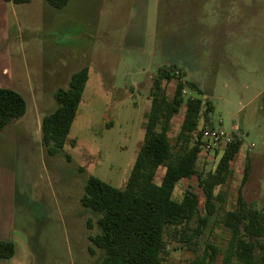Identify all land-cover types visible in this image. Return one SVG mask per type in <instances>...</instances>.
<instances>
[{"label":"rangeland","instance_id":"374dc122","mask_svg":"<svg viewBox=\"0 0 264 264\" xmlns=\"http://www.w3.org/2000/svg\"><path fill=\"white\" fill-rule=\"evenodd\" d=\"M69 2L61 10L46 0L10 7L9 29L0 32V56L12 57L14 90L27 102L25 116L0 132V216L10 218L18 254L27 250L32 264H96L101 252L91 254L89 238L98 233L97 217L81 204L86 178L125 185L144 137L151 77L163 66L178 65L212 102L213 127L243 140L232 176L217 191L226 195V210L235 206L248 162L245 199L263 209L264 0ZM84 67L90 79L69 141L50 156L41 141L43 117L57 108L54 93ZM134 82L136 91L128 92ZM174 90L167 86L170 96ZM182 112L172 122L173 141ZM218 160L215 152L201 156L199 170L207 173ZM189 185L201 194L196 178ZM186 189L180 182L175 198ZM219 220L192 251L178 246L165 264H225L230 232ZM207 245L218 250L213 261Z\"/></svg>","mask_w":264,"mask_h":264},{"label":"trees","instance_id":"16d2710c","mask_svg":"<svg viewBox=\"0 0 264 264\" xmlns=\"http://www.w3.org/2000/svg\"><path fill=\"white\" fill-rule=\"evenodd\" d=\"M31 1L12 0L15 5ZM69 1L46 0L58 10ZM89 79L90 69L84 67L71 76L67 88L54 93L57 108L41 123V141L48 155L59 154L67 145ZM171 83L175 90L170 96L167 86ZM185 90L190 92L188 97ZM201 95L197 83L187 81L178 65L159 68L151 77L144 137L127 182L117 188L95 176L86 178L81 204L86 213L97 217L98 233L89 238L91 254L95 253L94 248L101 252L96 264H165L173 250L192 251L216 218L230 232L225 264L234 259L238 264H264V208L258 209L245 199L250 163L246 164L232 210H226V195L217 192L232 176V163L243 149V140L233 135L231 143L215 151V157L219 156L215 168L207 173L199 170L202 132L214 128V106ZM182 109L183 122L173 141L172 122ZM26 112L27 102L22 94L0 87V132L22 119ZM162 168L158 184L156 178ZM193 178L197 179L201 194L190 190ZM180 182L188 189L181 199H176ZM194 221L196 226L192 227ZM209 250L213 261L218 250L207 245L206 255ZM14 252L12 242L0 241V259H8Z\"/></svg>","mask_w":264,"mask_h":264},{"label":"crops","instance_id":"0c3cea01","mask_svg":"<svg viewBox=\"0 0 264 264\" xmlns=\"http://www.w3.org/2000/svg\"><path fill=\"white\" fill-rule=\"evenodd\" d=\"M33 0L26 4L32 5ZM70 3V2H69ZM69 5V4H68ZM12 0H0V32L7 31L9 29L8 10L10 7H15ZM15 9V8H13ZM1 46V45H0ZM1 49V48H0ZM15 74L12 65V57L9 55L0 56V87L5 89L15 88ZM45 80L41 83V86L45 87ZM140 83H132L126 85L125 88L128 92H135L137 85ZM47 87V86H46ZM44 118V117H43ZM10 218L8 216H0V241L12 242L15 246L14 255L8 259H0V264H32L30 254L27 250L23 254H18L16 243L12 240L9 230Z\"/></svg>","mask_w":264,"mask_h":264},{"label":"built area","instance_id":"2783aa9c","mask_svg":"<svg viewBox=\"0 0 264 264\" xmlns=\"http://www.w3.org/2000/svg\"><path fill=\"white\" fill-rule=\"evenodd\" d=\"M183 93L186 95L187 91L185 90ZM232 141L233 135L228 134L223 129H205L202 132L201 137V155H209L210 153H213L218 149H223ZM246 148V150L250 149L248 146H246ZM243 149H245L244 145Z\"/></svg>","mask_w":264,"mask_h":264}]
</instances>
